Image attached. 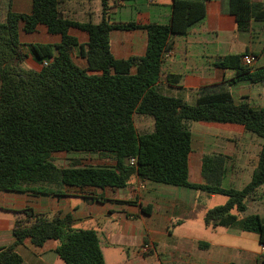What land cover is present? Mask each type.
Listing matches in <instances>:
<instances>
[{
    "label": "trees",
    "instance_id": "16d2710c",
    "mask_svg": "<svg viewBox=\"0 0 264 264\" xmlns=\"http://www.w3.org/2000/svg\"><path fill=\"white\" fill-rule=\"evenodd\" d=\"M110 1L118 0H102L104 12ZM208 1L173 0L166 24L106 19L79 23L61 16L58 0H32L30 14L9 12L0 22V191L37 186L51 192L64 186L122 189L133 179L151 181L226 196L224 205L205 213L204 223L213 228L234 224L247 210V200L264 184V107L237 102L227 81L200 87L194 104L164 95L157 87L164 53L172 49L174 38L204 21ZM263 7L252 0H220L221 13L236 17L239 32H247L253 18L264 20ZM39 25L60 35L61 41L30 45L38 62L48 61L35 72L22 67L27 55L20 31L31 33ZM70 29L86 32L88 42L79 44ZM136 29L147 33L145 54L117 59L110 33ZM75 48L86 67L74 61ZM245 55L229 54L215 60L214 66L264 85V68L252 71L243 63ZM173 79L168 83H178L179 76ZM135 116L151 118L153 130L139 133ZM187 121L239 124L262 139L251 181L243 189L223 187L229 158L222 154L202 157L204 184L189 181L192 133ZM60 152L97 154L114 164L83 166L75 158L70 167L60 168L53 158ZM143 212L148 213L145 208ZM23 213L26 218L13 228L15 242L0 248V264H23L16 247L27 239L36 247L56 241V253L65 264H104L97 231L73 228L71 216L49 219L32 209ZM242 229L257 234L264 245V221L258 214L246 216ZM259 264H264V257Z\"/></svg>",
    "mask_w": 264,
    "mask_h": 264
},
{
    "label": "crops",
    "instance_id": "0c3cea01",
    "mask_svg": "<svg viewBox=\"0 0 264 264\" xmlns=\"http://www.w3.org/2000/svg\"><path fill=\"white\" fill-rule=\"evenodd\" d=\"M252 1L264 6V0ZM172 3L173 0L110 1L109 9L104 12L102 0H58L59 12L64 19L92 24H99L104 19L110 23L166 24L171 17ZM31 10L32 0H0V22L5 21L9 12L30 14ZM69 34L79 44L88 42L84 31L70 29ZM20 41L27 55L22 67L39 72L43 65L36 60L30 45H55L61 41V36L51 34L45 25H39L31 33L21 30ZM110 45L117 59L143 56L147 33L141 29L114 30L110 33ZM245 53L255 57L250 67L252 71L264 68V20L253 18L250 29L239 32L236 17L221 13L220 0H209L204 21L187 34L174 38L171 55L163 60L157 87L162 94L181 97L189 103L188 100L195 101L200 87L227 81L237 102H248L253 108L260 109L264 107V85L253 84L238 76L234 70L214 66L218 58ZM73 59L79 66L86 67L79 48H75ZM176 76H179L178 83L169 84L168 78L173 82ZM194 123L193 130L189 127L192 133L189 181L204 184L202 157L222 154L229 158L223 187L243 189L251 181L262 139L239 124ZM59 155L79 154L60 152L53 155L58 167L68 168L76 157L70 159L68 166H60L56 162ZM192 157L196 159L192 160ZM99 159L109 163L105 166L114 164ZM159 184L133 179L129 187L122 189L64 186L51 192V188L37 186L22 191H0V248L15 242V223L26 218L24 210L32 209L49 219L71 216L73 228L97 231L104 264L260 263L264 252L259 236L243 231L242 225L244 218L250 214H258L264 221V184L247 200V210L239 215L234 224L215 228L205 225L215 231L209 239L195 238L181 230L186 223L179 218L187 217L195 209V199L184 190L191 188L173 185L162 188L157 186ZM143 208L148 211L147 214ZM220 228H224L225 232H220ZM145 243L151 244L148 252L142 250ZM56 247L57 242L53 240L36 247L27 239L16 247V251L23 264H65L56 253Z\"/></svg>",
    "mask_w": 264,
    "mask_h": 264
},
{
    "label": "rangeland",
    "instance_id": "374dc122",
    "mask_svg": "<svg viewBox=\"0 0 264 264\" xmlns=\"http://www.w3.org/2000/svg\"><path fill=\"white\" fill-rule=\"evenodd\" d=\"M190 104H194L195 101L188 100ZM187 124L189 125L190 129H194L195 123L192 121H187ZM135 125L139 133H148L153 130V121L149 117H143V116H135ZM78 158L82 162L83 165H95V166H105L109 165V163H105L103 161H100L99 157L94 154L85 155V154H79V155H59L56 157V162L60 166H68L70 164V159L72 158ZM196 158L192 157V160H195ZM159 184V183H158ZM162 188H168L165 184H159L157 185ZM185 192H189V196L193 197L192 199H195V209L193 212H191L187 217L185 218H179L180 220H184L186 225L182 226L181 230L184 232L189 233V235L193 237H199L204 239L212 238L213 236H210L214 231V229L207 228L203 222V217L205 213L217 206L224 205L227 202V197L223 195H217V194H208L204 193L202 191H195L192 189H184ZM251 213V210H250ZM176 223V222H174ZM220 232H225L224 228H220ZM219 232V231H217ZM255 236V235H254ZM208 237V238H207Z\"/></svg>",
    "mask_w": 264,
    "mask_h": 264
},
{
    "label": "built area",
    "instance_id": "2783aa9c",
    "mask_svg": "<svg viewBox=\"0 0 264 264\" xmlns=\"http://www.w3.org/2000/svg\"><path fill=\"white\" fill-rule=\"evenodd\" d=\"M170 55H171V50L165 52L163 55V60L168 58ZM254 62H255V57L253 55L247 54L243 57V63L244 65L248 67H252ZM47 64H48V61H45L43 66H46ZM130 162L131 164H135V159H131ZM260 246H261V250L264 252V245L260 244ZM150 249H151V244L149 243H145L142 247L143 252H148Z\"/></svg>",
    "mask_w": 264,
    "mask_h": 264
}]
</instances>
